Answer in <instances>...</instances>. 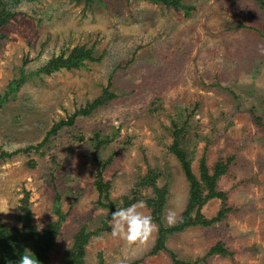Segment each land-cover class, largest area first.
Listing matches in <instances>:
<instances>
[{
    "label": "rangeland",
    "instance_id": "1",
    "mask_svg": "<svg viewBox=\"0 0 264 264\" xmlns=\"http://www.w3.org/2000/svg\"><path fill=\"white\" fill-rule=\"evenodd\" d=\"M0 3L15 14L0 28V95L10 81L27 77L0 105L1 225L20 227L26 198L38 231L55 220L57 202L65 218L45 262L62 264L79 229H97L107 213L97 206L95 154L100 164L111 158L101 178L116 207L154 171L156 187H167L161 222L168 226L167 211L179 218L187 199V182L169 151L172 123L177 129L184 123L179 148L197 180L203 155L209 169L228 163L215 184L231 210L211 226L168 237L165 248L179 264H264V0H180L191 7L187 15L141 0H92L87 7L72 0ZM80 47L98 60L79 70L34 73ZM105 87L113 99L45 138ZM95 132L108 141L96 153ZM140 195L151 197V190ZM219 206L213 199L200 212L210 219ZM110 220L89 238L84 264H173L166 252L145 256L156 233L129 247L111 236ZM217 242L231 255L205 257Z\"/></svg>",
    "mask_w": 264,
    "mask_h": 264
},
{
    "label": "trees",
    "instance_id": "2",
    "mask_svg": "<svg viewBox=\"0 0 264 264\" xmlns=\"http://www.w3.org/2000/svg\"><path fill=\"white\" fill-rule=\"evenodd\" d=\"M24 1H34V0H24ZM74 3H83L84 6H88L92 0H72ZM148 1L151 4L162 5L166 9H172L174 11L181 10L185 15L188 14L191 9L190 6L183 5L180 0H141ZM14 13L4 9L3 4L0 3V28L6 26L9 20L14 18ZM98 58H93L91 49H84L82 47L73 50L70 54L63 58L62 54H59L55 58H50L44 66L39 68L34 73H42L49 75L59 69L66 70H79L85 67V62H95ZM26 76H19L17 79L10 81L6 90L2 95H0V105L8 100V95L15 92L19 86L26 80ZM113 94L108 91L105 87L102 89L101 94L94 98L89 104L83 108H79L69 116L66 120H60L56 124H53L50 129L45 133V138L56 131L70 126L74 119L78 116H86L95 108L103 106L105 103L113 99ZM175 128L173 130V138L171 145L169 146V151H171L176 158L185 181L188 185L187 199L182 212L178 218L177 223L174 226H163L161 222V214L166 203L167 187L163 186L157 188L155 185V180L157 174L154 171L148 170L143 177L139 179L138 182L134 184V188L130 191V196L122 197L121 205L116 207V205L108 199V191L110 189L109 181L103 182L101 178L102 170L111 162L109 157L106 161L100 164L98 158L93 154V161L96 164V174L93 185L97 191V206L101 209H106L107 213L100 220V227L95 230L87 231L85 227H81L79 231L72 238V245L69 249L65 250L62 254V264H84V247L88 243L89 238L97 236L100 232L106 231L107 227L105 225L106 221L111 218V215L121 207L130 206L133 203L139 201H144L147 205L146 209L151 215L153 223L158 226V232L152 247L146 253L147 256H155L159 252H166L173 264H179L176 261L174 255L165 248V242L168 237L174 236L181 233L185 229L191 227H208L213 223H217L224 219L225 215L230 212V208L227 207L225 203L226 193L216 191V180L226 174L228 170V163L217 162L210 169L205 165L204 155L199 161L198 180L191 173L189 168V157L185 150L179 146L182 145L183 139L187 133L185 124L183 123L179 129L176 125L172 123ZM181 139H178V138ZM94 139V152L107 144V139H100L97 132L93 133ZM4 156L9 154L2 153ZM33 165H30L32 167ZM151 190V197H142L140 195L141 190ZM57 199V197H55ZM219 200L220 206L215 216L206 219L201 214V208L210 200ZM20 214L16 218V221L20 223V227L6 228L0 223V264H18L20 255L24 252L25 247H31V252L35 255L39 264H46L47 253L53 249L55 244L54 238L58 235V229L60 224L63 222L65 215L60 212L59 205L57 202L53 203L52 215L55 217L54 221H49L40 230H36L32 223V214L27 208L26 198H23L20 203ZM30 235H33V239H28ZM22 245V248L19 246ZM213 255H219L221 257H227L231 255L223 248L222 243L217 242L212 246L206 253L205 257H211ZM203 261L205 260L202 259ZM141 260L133 261L130 264H140ZM101 264V262L99 263ZM193 264V263H184Z\"/></svg>",
    "mask_w": 264,
    "mask_h": 264
},
{
    "label": "clouds",
    "instance_id": "3",
    "mask_svg": "<svg viewBox=\"0 0 264 264\" xmlns=\"http://www.w3.org/2000/svg\"><path fill=\"white\" fill-rule=\"evenodd\" d=\"M260 54L264 55V46H261ZM146 207L144 201H139L130 206L116 209L109 221L111 236L123 241L129 247L145 245L159 230L158 226L153 223L151 215L140 211ZM0 213L4 212L0 211ZM177 221V212L168 210L165 216L167 225L174 226ZM18 264H39V261L30 250L25 249L19 257ZM117 264H124V261L117 259Z\"/></svg>",
    "mask_w": 264,
    "mask_h": 264
}]
</instances>
